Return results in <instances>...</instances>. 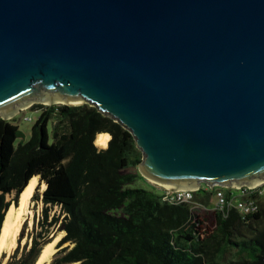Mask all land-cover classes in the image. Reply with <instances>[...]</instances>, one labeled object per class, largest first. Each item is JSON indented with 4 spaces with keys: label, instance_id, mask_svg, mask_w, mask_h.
Here are the masks:
<instances>
[{
    "label": "water",
    "instance_id": "95a60500",
    "mask_svg": "<svg viewBox=\"0 0 264 264\" xmlns=\"http://www.w3.org/2000/svg\"><path fill=\"white\" fill-rule=\"evenodd\" d=\"M45 99L120 123L154 184L253 186L264 0H0V117Z\"/></svg>",
    "mask_w": 264,
    "mask_h": 264
},
{
    "label": "trees",
    "instance_id": "16d2710c",
    "mask_svg": "<svg viewBox=\"0 0 264 264\" xmlns=\"http://www.w3.org/2000/svg\"><path fill=\"white\" fill-rule=\"evenodd\" d=\"M35 106L40 114L31 138L17 146L19 126L0 117V231L11 201L18 205L19 193L37 176L31 200L44 203V221L48 205L64 215L58 247L67 245L49 264H264V199L253 214L233 209L227 217L192 202L170 203L165 192L131 186L142 177V154L120 123L89 104ZM104 132L111 138L98 148L96 137ZM204 187L194 199L212 206L213 192ZM8 194H15L11 201ZM58 221L20 258L18 246L7 264H35L50 241L38 237Z\"/></svg>",
    "mask_w": 264,
    "mask_h": 264
},
{
    "label": "rangeland",
    "instance_id": "374dc122",
    "mask_svg": "<svg viewBox=\"0 0 264 264\" xmlns=\"http://www.w3.org/2000/svg\"><path fill=\"white\" fill-rule=\"evenodd\" d=\"M36 104L37 103L32 104L30 106H27L25 108H21L20 111L16 115L13 116L14 122L19 126V129L21 131V136L16 140V146L19 145L20 143H25V142L29 141L31 138L32 128H33V126H34V124H35V122L38 119L39 114H40V109L37 108V106H35ZM38 104H41V103H38ZM57 104H61V103H57ZM43 105H47V104H43ZM51 105H53V104H51ZM26 117H30V120L25 119ZM48 130L50 132V142H52L53 137H52V133H51L52 132V123L51 122L48 123ZM96 145L98 146V148H106L107 147V146H99L98 144H96ZM37 185H38V182H37L35 188L37 187ZM202 185L205 186V184H202ZM131 186L132 187H142V188L154 190V191L159 192V193H163L166 190L163 186L154 184V183L150 182L149 180H147L143 176L139 177ZM43 190L44 189L41 185L40 193ZM14 196H15V194H8L6 196V198H7V200L11 201ZM194 200H195L194 201L195 203L201 202V200H196V199H194ZM192 204H193V206H195L193 201H192ZM12 205L18 206L15 204L14 201H11L10 207ZM29 208H30L31 213L26 214L23 218L22 227H21L20 234H19L16 245L11 249V251L1 253L0 264H7V262L10 260V258L14 255L18 246H19V251L17 253L16 258H20L22 256V254L25 251H27L28 248L31 246V244L33 242V238L35 236H37L40 232H43L48 227L49 222L53 221L55 217H58L60 220V221H58V224L56 226L50 227L51 229H50L49 235H47L46 237H42V238L38 237V240H41V241L50 240L49 242H51L58 236L61 238L58 240V242H57L58 244H56L57 250L55 251L53 256L61 248H63L64 246L67 245V243H64L62 246L58 247L60 241L62 240V238L65 235V232L58 231L59 226L61 224L60 222L64 217L59 206L48 205V213H49V218L47 221L48 223L46 221H44V218H43L45 205L41 200H35V201L30 200ZM3 253H5V256H3L1 258ZM53 256L50 258V260L46 261L45 264H49V262L52 260Z\"/></svg>",
    "mask_w": 264,
    "mask_h": 264
},
{
    "label": "built area",
    "instance_id": "2783aa9c",
    "mask_svg": "<svg viewBox=\"0 0 264 264\" xmlns=\"http://www.w3.org/2000/svg\"><path fill=\"white\" fill-rule=\"evenodd\" d=\"M25 119L30 120V117H26ZM201 188L202 185L198 189H176L174 191L165 188L164 199L170 203L192 202L195 192ZM204 188L213 192L212 206H208V204L203 202L195 203L193 201L195 205L193 207L219 212L224 217H227L233 209L243 215L253 214L259 210L257 199H264V181L256 183L253 186H206Z\"/></svg>",
    "mask_w": 264,
    "mask_h": 264
},
{
    "label": "bare ground",
    "instance_id": "6f19581e",
    "mask_svg": "<svg viewBox=\"0 0 264 264\" xmlns=\"http://www.w3.org/2000/svg\"><path fill=\"white\" fill-rule=\"evenodd\" d=\"M42 102L43 104L52 103L50 99H45ZM110 137V133H99L96 137L95 143L101 146H107ZM37 182L38 177L33 176L28 182L27 186L24 188L19 198L18 206L12 205L7 210L0 231V255L2 252L11 251V249L16 245L22 227L23 218L26 214L31 213L29 202L35 191ZM42 187L43 189H45L46 184L43 183ZM59 239L61 238L58 236L43 247L35 264H45L46 261L50 260V258L57 250L56 244H58L57 242Z\"/></svg>",
    "mask_w": 264,
    "mask_h": 264
},
{
    "label": "crops",
    "instance_id": "0c3cea01",
    "mask_svg": "<svg viewBox=\"0 0 264 264\" xmlns=\"http://www.w3.org/2000/svg\"><path fill=\"white\" fill-rule=\"evenodd\" d=\"M105 133H108V132H105ZM111 138V137H110ZM110 140V139H109ZM99 146H101V145H99Z\"/></svg>",
    "mask_w": 264,
    "mask_h": 264
},
{
    "label": "clouds",
    "instance_id": "9594fccd",
    "mask_svg": "<svg viewBox=\"0 0 264 264\" xmlns=\"http://www.w3.org/2000/svg\"><path fill=\"white\" fill-rule=\"evenodd\" d=\"M158 185V184H157Z\"/></svg>",
    "mask_w": 264,
    "mask_h": 264
}]
</instances>
